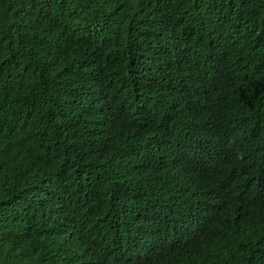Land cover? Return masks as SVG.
Wrapping results in <instances>:
<instances>
[{"label":"trees","instance_id":"obj_1","mask_svg":"<svg viewBox=\"0 0 264 264\" xmlns=\"http://www.w3.org/2000/svg\"><path fill=\"white\" fill-rule=\"evenodd\" d=\"M0 264H264V0H0Z\"/></svg>","mask_w":264,"mask_h":264}]
</instances>
